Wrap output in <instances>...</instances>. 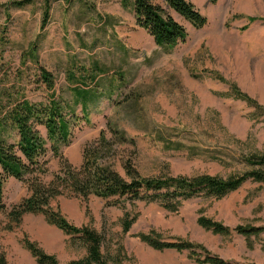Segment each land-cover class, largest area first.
<instances>
[{
  "label": "rangeland",
  "instance_id": "374dc122",
  "mask_svg": "<svg viewBox=\"0 0 264 264\" xmlns=\"http://www.w3.org/2000/svg\"><path fill=\"white\" fill-rule=\"evenodd\" d=\"M13 1L0 0V29L7 27L8 38L0 89L11 87L31 101L45 102L53 90L40 80V66L54 74L56 96L69 105L64 113L75 123L71 143L61 147L73 165L81 164L84 145L102 131L114 139L111 125L134 140H116L108 158L124 177L129 161L143 176L229 178L253 168L244 156L264 154V115L255 117L253 106L228 96L234 85L264 107V0H190L208 19L202 28L158 0L189 33L173 49L159 46L137 25L132 7H124L122 0L52 1L44 28L42 0L23 7ZM32 45L36 56L30 54ZM94 73L97 93L87 102L77 98L75 85L84 87L77 81ZM38 128L48 139L46 127ZM47 147L50 174L45 180L50 181L61 159L49 140ZM27 194L25 181L10 178L8 211ZM52 205L70 223L99 231L111 264H201L188 250L153 248L141 238L144 234L190 241L233 263L264 264V232L247 240L234 232L215 233L198 221L207 217L231 228L264 225V182L249 180L222 198H191L177 211L159 202L115 205L97 196L67 194ZM8 211L0 213V260L5 264H39L27 240L62 264L87 254L84 245L44 215L28 213L10 225ZM127 211L138 216L125 232Z\"/></svg>",
  "mask_w": 264,
  "mask_h": 264
},
{
  "label": "trees",
  "instance_id": "16d2710c",
  "mask_svg": "<svg viewBox=\"0 0 264 264\" xmlns=\"http://www.w3.org/2000/svg\"><path fill=\"white\" fill-rule=\"evenodd\" d=\"M34 1L17 0L11 4L23 7ZM42 1L44 6L41 27L44 28L50 17L51 2L56 0ZM161 1L192 23L195 28H202L207 24V17L192 1ZM209 1L216 3L218 0ZM122 4L124 7H132L137 25L150 33L159 46L173 49L188 38L187 28L158 0H122ZM6 34L7 27L3 26L0 29V72L3 67L5 45L8 41ZM36 52L35 45H32L30 54L36 56ZM99 73L102 72L99 70ZM89 77V79L83 77L81 81H77L84 87H77V85L74 87L77 98L86 102L98 90L93 88L94 84L97 85L98 74L94 73ZM39 78L48 89L53 90L45 102L31 101L22 91H13L11 87L0 89V213L8 211L5 201L7 181L10 178L25 181L28 185V194L9 209L10 225L12 223L18 225L28 213L44 215L48 223L70 235L73 242H79L86 247L87 254L84 257L67 264L111 263L102 252L105 240L99 231L87 225L78 227L70 223L53 207L52 202L60 195L67 194L85 199L97 196L110 200L115 205H124L127 201L133 205L136 201L159 202L167 210L177 211L185 200L199 196L222 198L249 180L264 182V154L244 156V161L253 168L229 178L208 174L194 177L168 174L143 176L129 161L125 163L127 177H124L112 167L108 158L114 152L116 140L121 143H134V140L129 139L126 132L115 125L110 126L114 139L109 138L106 132L102 131L98 138L84 145L82 162L79 166H75L61 152V147L69 145L73 138L75 123L67 119L64 113L69 105L64 103L62 97L56 96L55 76L51 71L40 66ZM218 78L222 79L219 75ZM228 96L253 106L255 117L264 115V107L241 93L236 86L231 85ZM83 113L85 118H88L86 108ZM40 125L46 127L48 139L41 134L38 128ZM48 140L54 153L61 159L60 169L52 173L50 181L45 180V176L50 174L45 160ZM176 144L179 147L183 146L179 142ZM137 216L138 213L132 214L129 211L125 213L122 220L125 232L130 230ZM198 221L204 228L215 233L230 235L234 232L244 235L247 240L264 232V225H241L231 228L207 217H201ZM141 238L157 250H188L190 256L201 264H242L233 263L212 254L206 247L190 241H164L151 234L141 235ZM25 245L39 264H62L54 255L47 254L28 240L25 241ZM0 264H5L4 259L0 260Z\"/></svg>",
  "mask_w": 264,
  "mask_h": 264
}]
</instances>
